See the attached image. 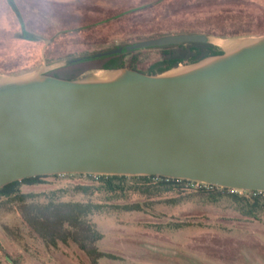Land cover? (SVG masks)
Here are the masks:
<instances>
[{
  "label": "water",
  "instance_id": "water-1",
  "mask_svg": "<svg viewBox=\"0 0 264 264\" xmlns=\"http://www.w3.org/2000/svg\"><path fill=\"white\" fill-rule=\"evenodd\" d=\"M30 37V34H28ZM217 44L203 32L115 45ZM149 74L128 67L69 79L49 64L0 77V187L36 175H160L264 191V34Z\"/></svg>",
  "mask_w": 264,
  "mask_h": 264
},
{
  "label": "rangeland",
  "instance_id": "rangeland-1",
  "mask_svg": "<svg viewBox=\"0 0 264 264\" xmlns=\"http://www.w3.org/2000/svg\"><path fill=\"white\" fill-rule=\"evenodd\" d=\"M13 1L20 18L8 0H0V77L24 74L43 64H49V71L66 58L155 35L196 30L216 37L222 48L245 33L264 31V0ZM22 28L37 39L26 38ZM165 53L157 47L135 49L124 62L144 72L159 71ZM103 62L75 69L83 71L82 77L94 76L101 73L96 66ZM82 184L92 188L86 193L75 190ZM99 185L77 174H62L22 185L21 190H54L63 200L102 203L90 219L103 234L94 246L108 256L93 262L71 240L56 247L45 244L24 222L21 205L2 198L0 264H264L263 195L257 200L241 195L235 199L227 191L163 189L132 178L123 180L116 192Z\"/></svg>",
  "mask_w": 264,
  "mask_h": 264
},
{
  "label": "trees",
  "instance_id": "trees-1",
  "mask_svg": "<svg viewBox=\"0 0 264 264\" xmlns=\"http://www.w3.org/2000/svg\"><path fill=\"white\" fill-rule=\"evenodd\" d=\"M10 5L13 7L15 12L20 18L19 11L13 0H8ZM128 11L120 13L117 16H123ZM114 16L113 18L117 17ZM24 26V23L21 22ZM23 35L28 38L29 32L25 31L22 28ZM183 32L194 33L200 32L196 30H186ZM264 34V31H256L253 33H245L244 36L251 35H260ZM152 36V37H156ZM151 37V38H152ZM36 37L32 34L28 39H35ZM150 38V37H149ZM37 39V38H36ZM147 39V38H146ZM157 48H162L166 50L164 58L159 63L162 68L159 71L154 72H145L149 74H155L162 72L166 69L176 67L179 64H187L191 62L198 61L209 55L220 54L223 52L222 48L213 43H203V42H188L179 45H168L161 46ZM111 49V48H110ZM108 49H104L105 51ZM127 51L123 53H117L110 56H105L101 58H94L92 60L80 61L77 63H64L62 66L55 69L49 70L47 73L69 79H76L82 77L83 71H78L75 69L76 66L89 63L96 60H104L100 65H97L98 69H110L116 67H128L142 71L126 62H124V57L128 53L132 52ZM99 52V51H98ZM87 53L86 55L93 54ZM82 56V55H81ZM80 57V56H77ZM76 57L66 58L72 59ZM144 72V71H142ZM70 174V173H67ZM62 174H50V175H36L31 177H26L20 180H15L9 182L0 187V200L2 198L16 201L21 205V215L24 220L43 240L47 245L56 247L59 242L67 243L69 240L75 242L81 249H83L92 259L93 262H96V259L101 255H107L99 251L95 246L94 242L101 239L103 234L95 227L94 223L91 221L90 216L96 212L101 211L103 208L102 203H94L91 201H75V200H63L58 195L55 194V191L42 192V193H33V192H23L21 190L22 185H32L42 183L44 178L47 176H57ZM72 175V174H71ZM81 177H86L91 179L93 182H99L100 189L106 192H116L118 189H122L120 186L123 180L127 178L140 179L147 186L155 184L158 187L163 189H168L169 186H178L182 189L194 188L196 190H205V191H227L230 192L235 199L238 196L242 198L247 197L253 200H257L262 195H251L248 190H244L241 193L232 191L226 187L213 186L212 188H195L191 185L192 181L186 179L178 178H169L165 180L164 178L160 180H154V175H94V174H77ZM75 190L81 191L83 193L88 192L92 185H76ZM38 195H44L45 200L38 201L35 199ZM124 208L138 209L137 207L125 206Z\"/></svg>",
  "mask_w": 264,
  "mask_h": 264
},
{
  "label": "built area",
  "instance_id": "built-area-1",
  "mask_svg": "<svg viewBox=\"0 0 264 264\" xmlns=\"http://www.w3.org/2000/svg\"><path fill=\"white\" fill-rule=\"evenodd\" d=\"M162 178H164L165 180H168L169 179V177H164V176H160V175H154V177H153L154 180H160ZM191 185L193 187H195V188H202V187L212 188L213 187V185H209V184H205V183H201V182H197V181H192ZM230 189L232 191L239 192V193H241L242 191H244V190H237V189L229 188V190ZM248 191H249V193L251 195H254V196H256V195H263L264 196V191H260V190H248Z\"/></svg>",
  "mask_w": 264,
  "mask_h": 264
},
{
  "label": "flooded vegetation",
  "instance_id": "flooded-vegetation-1",
  "mask_svg": "<svg viewBox=\"0 0 264 264\" xmlns=\"http://www.w3.org/2000/svg\"><path fill=\"white\" fill-rule=\"evenodd\" d=\"M203 43H205V42H203ZM183 44V43H182ZM179 45V44H178ZM166 46H168V45H166ZM161 47V46H160ZM111 55H114V54H111ZM108 56H110V55H108ZM105 57V56H104ZM99 58H101V57H99Z\"/></svg>",
  "mask_w": 264,
  "mask_h": 264
}]
</instances>
